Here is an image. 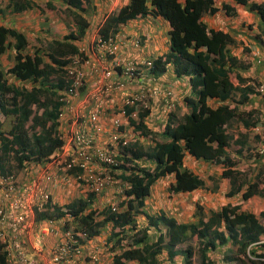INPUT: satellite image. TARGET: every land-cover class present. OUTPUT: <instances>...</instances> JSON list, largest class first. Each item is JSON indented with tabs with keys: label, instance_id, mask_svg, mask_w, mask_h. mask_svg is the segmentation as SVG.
<instances>
[{
	"label": "trees",
	"instance_id": "trees-1",
	"mask_svg": "<svg viewBox=\"0 0 264 264\" xmlns=\"http://www.w3.org/2000/svg\"><path fill=\"white\" fill-rule=\"evenodd\" d=\"M234 1L253 11L258 16L260 29L264 30L262 1ZM85 2L87 0H47L45 3L49 8L68 12L75 30L70 29L61 38H51L45 48L32 53L26 51L29 41L23 31L0 24V61L9 45L14 50L12 65L7 69L0 67L2 177L14 176L26 166L34 168L51 161L50 155L60 150L63 144L58 135L57 121L62 105L61 91L66 85L69 70L79 67L74 60H78V65L81 61L76 57L81 55L77 42L85 36L90 24L85 16ZM34 7L37 4L32 0H8L0 13L23 12ZM221 8L228 14H234V8L227 2H222ZM217 9L214 0H128L125 5L112 10L99 26L98 33L108 37L121 24L143 15L166 20L169 51L152 62L150 72H163L170 64L175 76L188 77L192 92L184 98L187 111L178 117L169 111L159 133H154L144 122L149 108L139 111L136 120L131 119L133 130L138 135L130 146L121 147L123 151L117 160L124 163L117 167L116 173L110 172L127 183L122 187L124 197L117 202L118 208L112 209L110 205L93 208L92 192L66 203L62 207L64 211L60 207L53 208L56 211L54 216H63L66 211L73 216L77 223L74 229L84 234L82 241L99 235L109 223L107 242L113 253L110 264L129 261L159 264L157 256L163 251L169 259L180 255L181 264H192L194 248L190 245L178 248L188 239L196 240L198 264H213L207 253L216 248L220 249L218 257L224 264H245L243 258L264 264V209L255 215L238 210L237 202H234L206 214L199 204L194 203L191 215L194 222L183 223L160 210L154 214L143 210L151 185L160 177L171 176L167 194L202 188L200 176L182 164L185 153L195 159L223 163L220 176L227 178L232 190L240 191L242 199L254 193L264 197V185L258 186L255 180L247 181L240 190L237 172L231 167L233 160L227 147L231 142L238 143L234 151H239L244 143L242 133L231 139L226 130V122L239 115L234 103L222 102L212 106L206 101L234 89L225 67V63H232L233 55L227 44L234 39L227 31L208 26L202 19L203 13H213ZM11 38L12 44L9 43ZM8 76L30 85L13 84ZM126 110L130 114L134 109L126 107ZM7 121L9 127L4 126ZM155 135L159 138H154ZM142 137L151 142L142 144ZM141 161L150 166L140 165ZM49 212L47 208L33 212L34 220L53 217ZM138 214L146 219L145 226L136 224L135 216ZM6 244L7 240H0V264H14ZM232 245L234 250H231Z\"/></svg>",
	"mask_w": 264,
	"mask_h": 264
},
{
	"label": "crops",
	"instance_id": "crops-1",
	"mask_svg": "<svg viewBox=\"0 0 264 264\" xmlns=\"http://www.w3.org/2000/svg\"><path fill=\"white\" fill-rule=\"evenodd\" d=\"M32 1L37 4L36 8H38V1L46 2L47 0ZM256 1H262L264 3V0ZM127 2L128 0H87V3L92 4V11H96V14L94 15L98 14L95 17L87 16L86 5L85 16L90 23L86 31V36L89 35V32H93V39L90 43L92 51H94V46L96 45L98 38L102 37V35L98 33V29L104 18L112 10L125 5ZM222 2L229 3V5L234 8V14L231 15L226 13L221 8ZM214 3L218 6L217 11L213 13H203L202 19L208 26L227 31L234 39L233 42L227 44V49L233 55L232 63H225V67L227 68V78L231 84H233L234 89L228 94L227 92L222 93L220 97L207 98L206 101L212 106L222 102H228L230 105L234 103L236 111L239 112L238 116L233 117L226 122V130L228 132V137L231 139L240 136V133L243 135L242 139L244 140V143L242 144L239 151H234L239 146L238 143L231 142L229 147H227V150L230 152L229 154L231 159L233 160V165L231 167L237 172L236 177L240 182L239 188L241 190L243 189L245 183L250 180H255L258 186L261 185V183L257 180L260 172L259 162L261 158L260 156L253 154L251 151L253 144L260 136V132L263 131L262 126L264 123V96H260L254 90L255 84L264 83V42H262L261 38L259 37L264 35V30H261L259 27L258 16L253 11L247 9L244 4L237 3L234 0H214ZM1 4L2 0H0V9L4 10L5 6L3 7ZM27 10L31 11V9ZM24 11L27 12L26 10ZM40 12H42V10H40ZM6 13H0V17L4 15V20L9 19L5 16ZM21 13L9 12L11 17L18 16ZM17 20L19 19L17 18L15 21ZM248 24H252L253 28L252 26L247 27ZM11 27L20 30L21 26L11 24ZM37 28H39L38 25ZM168 28L169 26L166 20L158 16L154 17L147 14L121 24L111 35L108 37H102L105 39H112L115 47L114 54H108L107 57H104L105 61L102 63V65L109 64L112 59L118 60L121 64L120 67L125 66L130 62L136 63V65H138L141 69V75L144 76L140 83L133 84L127 82L126 89L114 91L113 95L111 96L112 98H108L109 101L105 106L106 110L113 111L114 114H116V112L119 110L122 111L125 109V115L128 117V125H123L122 128L127 133L129 138V143L127 146H130L134 137L138 135L133 130L131 119L136 120L138 117L137 113L139 111L145 108L150 109V112L145 117L144 122L154 133H159L162 130L163 123L167 118V109H171V111L174 112V116L176 117L187 111L184 98L185 96H190L192 93L188 77L175 76L170 64L165 66L166 68L163 72L157 74L150 72L152 64L150 66L146 65L147 61L152 63L157 57L163 56L169 51L167 37ZM243 45L245 47H249L248 54H243ZM244 57H246L247 60H243ZM90 61L92 63L90 66L88 65L87 69H90V67L100 66V60L98 57L91 58ZM114 72V78L117 79L118 74L116 73V70ZM117 72H120V69H118ZM94 75V73H91L89 79H92ZM144 86H156L159 89V92L157 91L155 95H148L144 105L140 102L131 106L124 104L123 101L127 94H131L136 90L138 91ZM126 107L132 108L134 110L128 114ZM83 110L87 112L88 109ZM101 122L103 124L105 123L108 129L109 125H107L106 121L101 120ZM123 122L125 123L126 121L123 120ZM154 138L158 139L159 136L155 135ZM145 139L148 143L151 142L147 138L142 137L140 140L141 143H144ZM105 140V138L99 136V143L103 144ZM121 151L123 150L120 148V152ZM121 162L123 161L121 160ZM144 164L150 166L149 163L141 161L140 165ZM182 164L183 166L190 169L193 173H196L200 176L203 186L202 188H195L189 192H178L174 194L183 196L188 194H196L199 195V198L204 199L205 192L202 190H206V197L208 198L207 204L206 202L202 201V199H200L198 202L194 201L193 204H203L211 211L218 210L223 204H233L234 202H237L238 210L249 211L255 215H258V212L264 209V197L254 193L242 199L239 195L240 191L232 190L230 188L227 178L220 176L221 169L224 166L223 163H215L211 160L204 161L201 159H195L194 157L185 153L182 159ZM97 168H100V165ZM116 172L117 171H115V173ZM164 177L169 178L168 182L171 181L170 175L160 178ZM115 179L116 180L113 184H119L121 187L127 186V183L122 181L120 178L115 177ZM157 180L159 179H156L154 182ZM153 184L150 187L149 195L144 199V205L148 197H150ZM52 192L54 196L57 195V190L55 188L52 189ZM71 194L72 193L69 192L64 193V198L72 196ZM190 215H192V209L188 208L187 210L185 209L181 211V213H178L177 216L181 218H177V216L175 218L174 215H170V217L182 223L194 222L195 219L192 216V220H186L187 216ZM189 240L190 239L187 241ZM180 245L181 244L178 245V248H180ZM211 252L207 253L209 257L212 256L210 254ZM218 253H220L219 248L217 249V254ZM159 255L157 256L158 258ZM100 263H102V261ZM170 264H172V262Z\"/></svg>",
	"mask_w": 264,
	"mask_h": 264
},
{
	"label": "built area",
	"instance_id": "built-area-1",
	"mask_svg": "<svg viewBox=\"0 0 264 264\" xmlns=\"http://www.w3.org/2000/svg\"><path fill=\"white\" fill-rule=\"evenodd\" d=\"M114 52L112 39L99 37L94 46L99 67L87 69L92 63L90 59L80 58L79 65L74 60L79 67L69 70L61 91L62 105L57 120L63 144L51 155L52 160L33 172L28 171L20 181L11 175L0 176L3 187H0V240L8 241L5 248L10 251L14 264H100L99 245L93 239L82 242L84 234L77 237V233L62 229L64 219L71 217L69 212H65L66 218L42 221H35L32 214L33 209H41L51 199L49 188L56 182L62 191L69 192L70 183H80L84 192L97 194L116 180L110 172L117 171L122 164L117 155L129 143L122 128L128 125V117L125 109L114 114L105 106L114 91L126 89L127 82L140 83L144 76L136 63L120 67V62L112 59L102 65L104 57ZM91 73L95 75L89 79ZM254 90L264 96V83L255 84ZM157 91L156 86H144L127 94L123 102L129 106L138 102L144 105L146 97ZM101 120L106 121L108 129ZM262 130L251 152L261 158L257 180L264 185V123ZM99 136L106 139L103 144L99 143ZM71 170L74 171L71 173Z\"/></svg>",
	"mask_w": 264,
	"mask_h": 264
},
{
	"label": "rangeland",
	"instance_id": "rangeland-1",
	"mask_svg": "<svg viewBox=\"0 0 264 264\" xmlns=\"http://www.w3.org/2000/svg\"><path fill=\"white\" fill-rule=\"evenodd\" d=\"M8 0H2V6L4 7L7 5ZM87 5V16L92 17V16H97L94 15L96 14V11H92V4L91 3H85ZM5 9V7H4ZM59 9H62L61 7ZM42 10V12H40ZM27 12L23 11L20 15L18 16H10L9 12L5 11L6 17L9 19L4 20V15L0 17V24H5V26L11 27V24L16 25V26H21L20 30L23 31L28 38V47L26 48L27 52H34L36 49L40 50L41 48H45L47 43L51 40V38H61L65 33H67L70 29L74 30V24L73 21L68 15V12H61L57 9L49 8L48 6L45 5L44 1H38V8L34 7V9L26 10ZM95 11V12H94ZM223 12L222 10H220ZM38 13V15H37ZM19 19L15 21L16 19ZM13 22H12V21ZM16 22V23H15ZM253 23V22H252ZM7 24V25H6ZM37 25L39 28H37ZM40 25V26H39ZM253 28L252 24H248L247 27ZM255 33V31H254ZM259 34V33H258ZM248 37V36H246ZM261 38V41L264 42V35L259 36ZM93 39V32H89V35L85 36V38L79 43L80 47H83L85 49V53L87 56H90L91 58H96V55L94 52L91 50L90 43ZM86 40V41H84ZM248 41V40H247ZM9 43H13V39L11 38L9 40ZM264 45V43H263ZM41 49V50H42ZM13 47L11 45L8 46V49L6 52L2 55L1 61H0V67L2 69H7L10 67L13 63ZM243 54H248L249 53V47H245L243 45L242 48ZM46 59L47 57L44 56ZM243 60H247L246 57L243 58ZM8 79L10 80L11 83L17 84L18 86L21 84H26L30 85L29 82H20L13 78L12 76H8ZM109 101V100H108ZM8 124V125H7ZM5 127H9V121H7L4 125ZM148 143L147 140H144V143ZM26 175V171L21 172L18 175H15L19 181L23 179ZM58 179V178H57ZM156 182L153 184V188L151 190L150 197H148L143 210L147 214H154L157 210L162 211L165 215H174L175 218L178 215V213H181L183 210H187L188 208H191L193 211V202L196 201L198 202L200 199L199 195H192L188 194L186 196L183 195H177V194H167L166 187L168 185V180L169 178L164 177V178H158ZM1 180V179H0ZM56 182V181H54ZM53 182V183H54ZM216 182V181H214ZM57 183V182H56ZM56 183L54 184V188L58 191L59 188L57 187ZM80 184V183H79ZM210 185V184H209ZM1 189L3 188L2 185L0 184ZM122 187L119 184H112L108 186L107 189H104L100 193L94 195V204L93 208L95 209H100L105 205H113L115 208H118L117 202L120 201L123 198L122 192H119V190ZM2 191V190H1ZM205 192L204 199L202 201L206 202L208 198L206 197V190H202ZM69 192L72 193V196L75 197H83L84 193L82 191V187L79 186L78 184H73L70 183L69 185ZM60 194V191L58 192V195ZM1 196V193H0ZM196 198V199H195ZM61 201V200H60ZM64 200H62L63 202ZM203 209V212L207 214V211L210 209H207L206 206L203 204H200ZM190 217V218H189ZM177 218H181L178 217ZM186 220H192L191 215L187 216ZM135 221L136 224L139 227H142L145 225V218L142 214H138L135 216ZM109 231H110V224H106L100 234L98 235V239H95L94 242L97 245L101 246V251H100V258L102 263L101 264H109L112 260V251L110 250V243L107 242V237L109 236ZM185 245H191L194 250H193V255L191 258L192 264H198L199 263V257H198V252L196 250V245H195V240L190 239L189 241H186L184 244H181L179 247L183 248ZM234 245L231 246V250H234ZM217 249L216 248L214 251H212L210 254L211 259L213 260V264H224L223 260L218 257L217 254ZM165 255V252L163 251L159 257H162ZM182 257L179 256H174L172 259L166 260L165 258H162L159 261V264H181L182 263ZM243 262L245 264H255L253 261H250L246 258H243ZM126 264H137L135 261H129Z\"/></svg>",
	"mask_w": 264,
	"mask_h": 264
},
{
	"label": "clouds",
	"instance_id": "clouds-1",
	"mask_svg": "<svg viewBox=\"0 0 264 264\" xmlns=\"http://www.w3.org/2000/svg\"><path fill=\"white\" fill-rule=\"evenodd\" d=\"M73 21V20H72ZM74 24V23H73ZM75 26V25H74ZM74 30H75V27H74ZM85 36H86V34H85ZM85 36L80 40V41H78L77 43V45H78V50H79V53H81V55H77V57H79V58H81L83 61H85L86 59H90V56H87L86 55V53H85V49L83 48V47H80V45H79V43L85 38ZM84 41H86V40H84ZM94 52V51H93ZM167 111L169 112V111H171V109H167ZM56 151H58V150H56ZM55 151V152H56ZM54 153V152H53ZM52 153V154H53ZM51 154V155H52ZM51 155H50V159L52 160V157H51ZM50 161H48V162H46L45 164H43V165H39V166H37V167H34V168H28L27 166L26 167H24L23 169H21L17 174H15V175H18V174H20L21 172H24V171H26V175L25 176H27V172L29 171V172H33L34 170H36V169H38V168H41V167H43V166H45L47 163H49ZM14 175V176H15ZM13 176V177H14ZM76 184H78V183H76ZM56 185H57V187L59 188V190L57 191V195L56 196H54L53 195V192H52V189L54 188V184H53V186H51L50 188H49V192L51 193V199L48 201V202H46L43 206H42V208L41 209H39V210H37V209H33V212L35 213L36 211H41V210H43V209H45V208H47L48 210H50V214L53 216V217H47V218H55V219H59L60 217H64V218H66L65 217V215H63V216H59V215H56V216H54V213L56 212L53 208H55V207H60L61 208V210L62 211H64V209L62 208V207H64V205L66 204V203H68V202H70V201H72L73 199H75V198H77V197H75V196H68L67 198H64V193H66V191H62V189H61V187H60V184H58V183H56ZM79 186H80V184H78ZM110 186V185H109ZM126 187V186H125ZM108 188V187H107ZM106 188V189H107ZM105 189V188H104ZM121 191L120 192H122V194H123V190H122V188L120 189ZM60 191V194L58 195V192ZM82 191H83V189H82ZM70 193V192H69ZM83 193H84V196H85V194L86 193H88V192H84L83 191ZM98 194V193H97ZM95 196H96V194H94ZM83 196V197H84ZM124 197V196H123ZM61 200V201H60ZM62 200H64L63 202H62ZM46 205H49V207H47ZM106 206V205H105ZM111 206V205H110ZM104 207V206H103ZM112 207V209H114L115 207L112 205L111 206ZM59 208V209H60ZM59 209H57L58 211H60ZM57 211V212H58ZM33 215V214H32ZM69 215L71 216V217H69V218H66V219H64V221H63V223H62V225H61V227H62V229H64V230H69V231H71V232H75V233H77V237H78V235L79 234H82L83 235V233H81L80 231H77L76 229H74V227L77 225V223H76V221H74L73 220V216L69 213ZM47 218H42V219H40V220H37V221H42V220H45V219H47ZM33 219H34V217H33ZM108 224V223H107ZM145 226V225H144ZM75 228H77V227H75ZM98 237V235H96V236H93V237H91V238H88V240H90V239H93V240H95V239H98L97 238ZM99 240V239H98ZM82 242H86V240L85 241H82ZM100 251H101V246L99 245V256H100ZM162 253V252H161ZM162 258H165L166 260H168L169 261V258L167 257V255H166V253H165V255L164 256H162V257H159L158 258V262L162 259ZM100 262H101V258H100ZM171 263V262H170ZM101 264V263H100ZM110 264V263H109Z\"/></svg>",
	"mask_w": 264,
	"mask_h": 264
}]
</instances>
